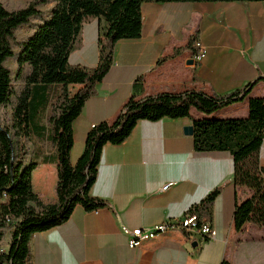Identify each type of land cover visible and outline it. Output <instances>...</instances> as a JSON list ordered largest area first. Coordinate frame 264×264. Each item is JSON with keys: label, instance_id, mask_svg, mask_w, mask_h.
<instances>
[{"label": "crops", "instance_id": "0c3cea01", "mask_svg": "<svg viewBox=\"0 0 264 264\" xmlns=\"http://www.w3.org/2000/svg\"><path fill=\"white\" fill-rule=\"evenodd\" d=\"M141 11V36L117 43L110 71L74 121L72 163L83 152L89 130L113 121L132 95L188 90L225 95L264 75V1L144 2ZM106 26L104 18L84 25L82 46L69 58L72 65L98 66V39ZM192 36L208 47L201 62L193 58L195 45L177 51ZM81 87L72 85V91ZM250 96L264 97V81ZM190 113L140 121L125 142L107 144L91 187L106 205L93 211L77 205L67 222L34 235L33 264H264V254L257 251L264 249V226L254 221L239 231L234 226L236 198L241 202L250 195L234 183L233 158L228 152L196 151L194 133L185 128L207 115L195 108ZM248 115L247 98L209 116ZM258 159L264 165V143ZM57 182L55 163L33 172V189L45 199H56ZM216 188L221 193L215 201V239L174 229L129 246L128 232L154 230L159 222L181 218Z\"/></svg>", "mask_w": 264, "mask_h": 264}, {"label": "trees", "instance_id": "16d2710c", "mask_svg": "<svg viewBox=\"0 0 264 264\" xmlns=\"http://www.w3.org/2000/svg\"><path fill=\"white\" fill-rule=\"evenodd\" d=\"M186 1L264 0H28L16 9L0 0V264H33L34 235L67 222L77 205L87 211L106 205L91 194V187L107 144L125 142L140 121L183 118L192 108L207 115L193 119L196 151L228 152L234 183L252 190L245 200L236 198L235 229L249 221L264 226V165L258 159L264 143V97L250 96L264 75L225 95L197 90L132 95L113 121L89 130L83 152L72 163L74 121L110 71L117 43L141 36L142 4ZM47 4H53L50 13L41 8ZM96 18L107 22L98 39V66L72 65L69 58L82 46L84 25ZM24 27L29 31L21 34ZM196 38L177 51L194 48ZM72 85L82 87L73 92ZM247 98V117L209 116ZM45 146L51 152L44 153ZM43 163L57 165L54 200L33 189V172ZM220 193L216 188L190 209L188 214L198 217V229L213 225ZM169 230L138 238V247Z\"/></svg>", "mask_w": 264, "mask_h": 264}, {"label": "built area", "instance_id": "2783aa9c", "mask_svg": "<svg viewBox=\"0 0 264 264\" xmlns=\"http://www.w3.org/2000/svg\"><path fill=\"white\" fill-rule=\"evenodd\" d=\"M195 54L193 58L201 62L207 56L208 47L202 42L200 38H196L195 40ZM169 184H167L164 189H168ZM155 225H163V226H170V230L174 229H184L187 234H191L194 232H198L204 240H213L216 237V230L211 224H205L201 229H198V217L196 214H186L185 216L178 218V219H166L162 222H159ZM126 229V228H125ZM128 232V230H127ZM137 232V228L129 233V246L131 248H135L134 244V233ZM146 233H151V227L146 228ZM208 237V238H207Z\"/></svg>", "mask_w": 264, "mask_h": 264}, {"label": "rangeland", "instance_id": "374dc122", "mask_svg": "<svg viewBox=\"0 0 264 264\" xmlns=\"http://www.w3.org/2000/svg\"><path fill=\"white\" fill-rule=\"evenodd\" d=\"M2 1L11 9H16V8L22 7V6H24V5H26L28 3V0H2ZM52 7H53V4H47V5H43L41 8L43 10H46L47 13H50ZM28 31H29V28L28 27H24L21 30V34L27 33ZM8 64L11 65L12 67H15V62L14 61H9ZM49 148L50 147L45 146V149L50 150ZM241 191L245 192V196L252 194V190L249 189V188H245V187L243 188L242 187ZM257 251L259 253H263L264 254V249L263 248H258Z\"/></svg>", "mask_w": 264, "mask_h": 264}, {"label": "bare ground", "instance_id": "6f19581e", "mask_svg": "<svg viewBox=\"0 0 264 264\" xmlns=\"http://www.w3.org/2000/svg\"><path fill=\"white\" fill-rule=\"evenodd\" d=\"M168 228H170V226H163V225H159L157 226L154 230H151V233H146V232H143V231H139L137 230L136 233H134V244H135V248L138 247V242H137V239L138 238H141L142 236L144 235H152L153 232H162V231H166Z\"/></svg>", "mask_w": 264, "mask_h": 264}, {"label": "water", "instance_id": "95a60500", "mask_svg": "<svg viewBox=\"0 0 264 264\" xmlns=\"http://www.w3.org/2000/svg\"><path fill=\"white\" fill-rule=\"evenodd\" d=\"M185 132H186L187 134H193V133H194V126H193V125H188V126H186V128H185ZM193 246H197V244L194 243Z\"/></svg>", "mask_w": 264, "mask_h": 264}]
</instances>
